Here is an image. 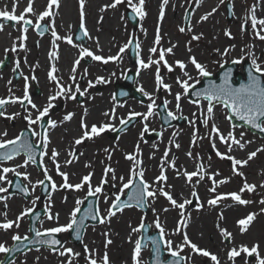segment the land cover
Segmentation results:
<instances>
[{
  "label": "rangeland",
  "instance_id": "obj_1",
  "mask_svg": "<svg viewBox=\"0 0 264 264\" xmlns=\"http://www.w3.org/2000/svg\"><path fill=\"white\" fill-rule=\"evenodd\" d=\"M17 1L19 2V0H13L11 3L17 4ZM76 1L77 0H72L75 14H77L79 10L78 6L75 5ZM152 1L154 0H145L143 10L146 14L143 18L134 12L138 17L137 27L134 29L126 18V10L132 11L127 0H123V2L118 4L115 8L110 7L109 14L115 18L114 20H118L119 23L118 21L116 23L120 25L117 34L118 40L115 46L118 48L117 44H119L120 41L124 42V44L119 47V50L124 48V51L120 55L121 58L111 64L102 65L100 61L93 60L89 56L81 57V48L91 51L93 55L94 51L97 49L92 46L87 47V39L77 42L79 45L76 44L74 40L75 33L81 24V21L76 19L77 29L76 32L71 35V40L76 45H73L74 47H79V49L77 48L74 51L75 55H73L76 61L79 60V63H75L72 66V69L75 67V71H69L68 76L66 79L60 81L59 86L55 81L50 80L49 76H44L43 79L45 81L42 82L38 77L39 72L22 70L19 60L24 62L26 57H13V55H10V49L7 50V53L1 54L0 75H5L0 77V85L10 82L8 87L4 86L3 94H0V99L8 101L5 106L2 107L1 111L4 115L8 113L7 111L12 112L11 118L4 121H6V126L8 128L14 126L16 129V136L21 134L24 129H29L32 132L37 129V133H39L40 120L35 124H29L25 117L30 116L35 120L36 116L39 114L38 110L42 111L45 107H48V113L45 116L49 121L55 122V127L49 124V131L54 129L57 133H60L63 128L61 124L69 122V119L65 120V116L69 114L78 117L76 118L77 120L74 121V125L76 127L75 133L81 136V143L74 144L72 141H69L68 137L64 138L69 141L70 150L80 153L85 149L88 143L90 144L89 147L92 146V142L98 146L103 145L100 143L101 139L96 140L99 134H91L93 125H96L97 128L103 125L105 126V130H107L110 125L114 128L120 120L135 117L133 118L135 119L134 123L130 128L126 129L127 132L121 134L117 140L112 141L113 139L110 140L107 137L108 140L106 139L107 142L104 149L105 153L102 154V151L94 146V150H92L94 155L92 160H86L80 168H72L73 171H81L82 175L80 177L76 175H74V178L73 175L70 177L71 172L68 170L62 171L60 169L62 167H60L59 170L57 169L53 161L55 157H52L54 148L50 149L49 144L46 149L41 146V152H45L46 155L41 156L39 168L31 161L27 164L24 163L27 160V155L22 149L13 159L0 161L1 164H9L11 161L13 162L16 158H19L22 160V163L19 165L22 166H15L16 172L28 174V179H25L24 175L19 176L21 185L23 188L27 189V197L16 193L10 194L12 177L17 176L15 172L5 175L6 180L4 181L6 184H4V181L0 184V187L7 189L6 192L0 193V197H2L0 203L4 202V196L9 200L12 199L15 201L11 208H0V214L3 218L2 221H16V218L20 216L22 212L26 209H31V212L20 219L18 228L13 226L7 231L0 229V243L5 244L7 247L11 248L13 245V235H20L21 237L27 236L30 238L28 220L31 213L36 214L37 212H43L35 229L42 233L51 227L66 225L65 223H57V220H50L48 216L53 215V210L57 209L58 206L61 207L65 204L68 197L72 198L70 202L71 212L77 207L80 208L88 195L89 185H91L93 190L98 186L101 187V192L96 193L95 196L98 198L97 206L100 219H105L104 223L99 222L96 226H86L84 235L81 237L80 245L75 246V244L70 241L69 231L60 232L55 235H57L60 242H62V246L56 249V251H51L46 248L30 249L15 256L13 260L11 259V261L8 262L9 264H89L87 259L89 256L95 259L97 264H103V257L105 254L108 256L109 264H114L112 258H110V253L114 251L115 246L111 243L105 247L106 239H110L111 241L114 240L112 242L121 244V238L126 235L128 237V243L124 246L126 250L125 258H127V262L125 263L133 264V260L128 254L129 242L132 243V248L134 250L136 241L140 240L141 224L148 225L150 233L156 232L160 235V230L156 227L157 220L164 229L163 245H165V241H172L173 250L178 251V257L184 259L183 264H202L205 259H207V257L203 256L193 262L192 249L184 245L185 234L188 236L189 240H194L189 230L186 228V225H191V222L193 224L199 223L198 225L201 226L203 232L210 236V238L212 237L209 240L210 242H212L213 238H215V240L217 239L216 245L219 246L218 249L215 248L214 252L208 250L214 253L213 255L215 256L217 252L220 251L219 249L221 247H223L225 252H229L232 248H240L246 243L244 237L246 234H249V232H253L255 237L259 236L260 242L264 241V211H262V209H264V204H261V201L264 200V186H261L264 185V180L261 184H259V179L262 178H257V180H254L252 183L248 182L249 179L251 181V178H249L246 173L238 169V172L243 173V175L234 174L232 165L228 163L229 159H222L216 154L217 151H219L227 157L230 153H232L233 156V151H256L257 149H262L248 162L252 164L251 166H253L254 169L262 167L261 177H263L264 138H260L258 134L250 133V130L244 126L237 127L230 125L228 111L226 107L221 104L212 106L213 112L209 115L207 112L209 107V105H207L208 102L202 100L196 104L192 103L187 94L184 93L183 88L177 83L178 78L181 81H188L190 88L201 83L203 76H201L194 65L191 64L190 57H195L196 60L205 67L210 76H215L220 67L225 65L229 66L232 63L239 65L234 71V76L235 74L243 76V67L245 65H250V67L255 70V66L252 64L253 58H255L257 64L264 69V40H261L256 35V33L260 31L261 26L258 24L254 29L251 22V15L254 14L257 17L259 11V7L257 6L262 5L264 8V0H224V3L218 0V3L219 1L220 3L217 5V8H215V21L213 20V22L211 21L206 25L198 24L193 28L190 26V31L188 27V29L185 28L184 32L180 30L177 31L172 27H166L165 24H161V21H159L155 34L152 35L150 33V48L147 51H143L145 39L147 38L145 33L151 28V23H149L147 19V14L153 6ZM159 1L160 5H164V11L168 8L170 3L173 5L171 9L173 14H170L173 16L169 22H175L177 25L180 24L179 27L181 28L183 27V20L187 10L185 9L186 6L193 2L196 4L198 0H167L166 4H164V0ZM226 1H231L233 12V19L231 22L225 19L227 17V12L224 9ZM177 3L184 5V14L181 22L178 20L177 14L176 19H173L175 13L178 11ZM194 4L192 6H194ZM157 8L159 11L161 10V7ZM52 9H50V11H52ZM24 15L26 19L32 20L33 23L31 27L29 29L27 28L25 32L24 28L26 27L22 22H16L13 27L8 25L7 28H9V31L13 32L11 29H14L11 36L13 37L19 34L21 41V37L30 35V37H33L35 40L37 39L40 42L43 41L46 47L45 49H50L51 52L56 51V46L53 47L51 43L57 45V40L52 36L49 24L47 22L45 23V20L41 21V24L47 25L48 34L42 36L38 35L34 28L36 26L37 17L30 18L29 13H24ZM257 19L260 20L259 18ZM162 25L166 28H162ZM2 26L5 25L2 24ZM226 31L230 33L229 36L225 35ZM261 34H264V32ZM157 35L160 37L159 43H156ZM173 36H175V40L172 42V52L169 53L164 51V60H160V52L166 50L164 49L165 44L169 43L171 41L169 38ZM193 36H199L200 38L193 39ZM85 38H87V36H85ZM131 40H135L137 45V59L135 65L130 63V55L128 54ZM152 48H156L157 51H150ZM18 52L20 53V51ZM6 58H8V63L12 64V66L9 67V65H7L3 68L2 66ZM26 61H29V57H27ZM165 61L167 62V66H165ZM177 61H182L185 64V69L183 71L176 63ZM17 63L19 67H16ZM27 63H23L25 67ZM142 64H148L149 66L143 67ZM169 67H171V71H169ZM185 71L188 73V76L184 75ZM97 72L102 73V75H107L106 79H98L96 76ZM128 72L135 73L136 80L133 87L140 93V96L144 98V102L131 98L116 103L113 99L115 84H119L122 88H126L123 84V79ZM257 73L258 75L260 74V76L262 75L264 80V72ZM157 74H159L161 78L162 83L160 85H158L156 81ZM33 75H35V82H33L31 78ZM140 76L144 77L142 84L137 83ZM189 77H191V79H189ZM242 79L245 81L244 77ZM233 83H236V79H233ZM26 84L28 97L31 102L37 106L36 108H32L28 101H23L25 102L24 106H22L23 103L20 102V99L24 96ZM90 84L91 87L89 86ZM164 85H168L169 87L165 88ZM147 87L149 90H146ZM77 88L80 89V92H83V95L76 91ZM101 88L104 90L102 91ZM61 89H71V94H74L75 98H68V93L57 95V92ZM141 89H143V91H141ZM144 92H147L149 96H145ZM106 93L111 95V99L108 106L105 104L104 111H102L100 110L101 105L98 103H100V95ZM177 93L181 94L179 109L176 107ZM52 96H56V99L50 101L49 98ZM78 96L82 98L81 103H78ZM14 100L15 102H13ZM153 101H155L153 104V114L148 116L147 120H145L143 114L147 113L148 105L152 104ZM165 101L168 103L165 104ZM160 104L165 105L164 107H166L167 113H173L176 121L178 118L186 119L185 123L181 125L175 123L162 128L157 112V108ZM49 105L51 106L49 107ZM106 106L107 109H105ZM87 110H94L93 114L95 116L93 119L94 122H90L89 124L90 129H87L89 126L85 128L81 124L82 115L85 114V112L88 113ZM106 113L107 115H105ZM133 113H140L141 115L134 116L132 115ZM3 116H0V120H3ZM217 116H219L218 119H216ZM10 121H12L11 125L9 123ZM212 125H215L219 129V134L212 131ZM145 126H147L148 129L146 132L144 131ZM105 130L104 132H106ZM142 132L144 133L143 135H141ZM229 132H231L232 136L237 140H240L244 145L243 148L239 147V145L232 144L230 139H226L225 142L221 141L220 136L223 135L227 138ZM85 133H89L91 138L85 136ZM151 133H154V135H151L152 137L150 138L149 136ZM241 133H243L242 137ZM39 141L40 137L34 136L33 143L39 145ZM229 144H232L231 149L228 147ZM176 145H179V147ZM137 146L139 152H137ZM166 152L167 155H165ZM189 152H191V156L188 155ZM57 153L59 154V152ZM129 155L134 156L135 159H127ZM61 156L72 163L68 162L70 163L68 166H75L74 161L76 158L74 154H69V157L65 154ZM136 161H139V163L137 164ZM173 164L175 167L172 166ZM106 168H111L113 171L106 173ZM162 170L167 178L164 181L171 188L179 186L181 188L180 191L184 194L180 200L175 199L177 203H184L185 200L191 202L185 204L183 209L174 207L171 203L167 204V198L159 194L158 189L161 187H158L160 181L157 180V177L160 176ZM45 171L47 175L51 177V180H49L50 185L52 186L54 183L56 188L53 189L51 187L50 193L45 198H41L42 184L37 182L46 179ZM61 172L67 174V182L69 184L72 185L74 181L76 184H82L83 186L79 190L62 187L61 185H63L65 181L64 177L59 174ZM140 172H143V180L148 183L150 187L153 186L151 189L157 190L156 197L144 198V206L146 207L145 212L138 209V207L130 206L123 207L119 211H114L115 215L108 217V210L113 204V201H115V197L119 195L120 198H123L126 194L127 188L121 191L123 184L127 183L129 178H131L132 182L135 177L141 180L139 175ZM185 172H198L199 175L194 176L191 181H188L187 177L184 175ZM113 175H115L116 179L112 178ZM84 176L90 177L87 183H83ZM201 176H203V179L200 178ZM121 177L124 179L121 180ZM102 181H104V183H101ZM219 181L226 182L219 183ZM245 181L256 186L253 192H240ZM170 187L165 186L164 190L169 192L168 189ZM213 187H215L214 192L211 191ZM193 191H195L196 196L192 195ZM233 192L238 193L242 199L250 201V203L239 204L232 200L227 194ZM217 196H222L223 198L216 205H210L208 201ZM78 200L82 201L79 205L76 203ZM233 205L235 209L242 213L243 219L247 217L249 213H255L256 215L253 221L255 223L250 224L244 232H241V226L239 224H234L235 226L232 224L235 228H233V230L231 229L229 232L231 236L226 238L221 233V229L227 231L229 228V224L223 222L224 209L227 210L228 207H232ZM8 214L10 215L7 217L6 215ZM168 217L170 221H167ZM70 218L71 215L69 220ZM181 221H183V224H181ZM99 227H102L103 230L97 233L96 231ZM133 229L138 230L133 231ZM105 233L108 234L107 237L104 235ZM208 236L207 238H209ZM181 246L182 250H180ZM65 248H71L74 253H80V255L69 256L67 253H65L64 256L59 255V252ZM85 248L89 249L90 252H86ZM164 249L169 253L166 245ZM6 254L7 253H0V262ZM226 255L227 259H229L228 254ZM148 258L149 246H147L146 250H141L139 257L140 264H148ZM231 261V263L235 264H257L255 255L247 256L244 253ZM115 262L118 263V261ZM121 264L124 263L121 262Z\"/></svg>",
  "mask_w": 264,
  "mask_h": 264
},
{
  "label": "bare ground",
  "instance_id": "obj_2",
  "mask_svg": "<svg viewBox=\"0 0 264 264\" xmlns=\"http://www.w3.org/2000/svg\"><path fill=\"white\" fill-rule=\"evenodd\" d=\"M13 0H0V12H8L9 14H15L16 16H20L21 14L26 13L25 9L28 7L29 4V0H19V2L17 1V4H12ZM113 2V0H111ZM110 0H86V4H85V19H84V24L85 25V29L88 32L87 35V43L86 45H88L87 47H95L97 50L94 51V55H99L101 56L103 59L100 60V62L102 63V65L104 64H108V63H114L116 60H118L119 58H121V54L122 52L119 50L120 45L124 44L123 41H120L118 45V48L115 46V43L118 40V30L120 28V25L118 24L119 21L118 20H114L115 18L109 14L110 13V7H106V5L111 4ZM134 2L138 3V0H134ZM8 3V4H5ZM49 3V0H33V12L29 13V17L33 18V17H38L40 13H42L43 11L47 10V5ZM78 6V13L75 14L73 7H74V3L72 2V0H59V7H55L53 6L52 9V15L49 17L45 18V23L47 22L49 24V26L51 27V31L53 30V28L55 29V31L57 32V35L61 37V39L57 40V45L52 44L51 45L53 47L56 46V51L51 52L50 49H45V44L43 41H39V40H35L33 37H30V35H24V39L19 38V34L15 35V36H11L14 32L9 31V28H7V26H0V59H1V54L3 53H7L6 49L9 50L10 49V55L13 57H17L19 56V58H23L26 57L24 60V62H29L26 64H23L24 62H22L21 60H19V64L22 67V70H31L32 72H39V80L40 81H45L43 78L44 76L48 77V73L50 71H53V68L55 69V71L53 72V75L57 78L56 80H52L55 81L58 85H60V81L66 79V77L68 76V72L72 70V66L75 64V58L73 57L74 51L79 47H74L73 45H75L73 42L71 44H69L67 42L66 38H71V35L73 33L76 32L77 26H76V19H80V4H79V0H77L75 2ZM13 5H15V11L13 13ZM152 8L149 11V13L147 14V19L149 21V23H151V28L149 30H147L146 34V39H145V43L143 46V51H147L150 47H149V43H150V33L152 35L155 34V32L157 31V25L159 23V21H161V24H165L166 27H172L175 30H179L180 24H176L175 22H169V20L172 18L173 15H170L171 13L173 14V12L171 11L172 9V4L170 3V5L168 6V8H166V10L164 11V15L163 18H161V16L159 15L160 11L157 7H161L160 5V1L159 0H154L152 1ZM178 5V11L175 13V17L173 19H176V14L178 15V20H182L183 14H184V5L183 4H176ZM218 5V0H199L197 4H195L193 6V12H192V20H191V26L192 28L197 26L198 24H209V22H213V20L215 19V12H212V9L217 8ZM191 7V6H186V8ZM259 7V11L257 14V18L259 19H264V8L262 7V5L257 6ZM46 8V9H45ZM185 8V9H186ZM101 9H104L103 11H101ZM212 12V15L208 16V18L206 20H201V17L204 16L205 14ZM118 21V23H116ZM215 21V20H214ZM74 22V24H73ZM163 27L162 28H166ZM177 27V28H176ZM29 29V27H28ZM82 38V37H81ZM83 39V38H82ZM169 39H171V41L169 43L165 44L164 49L167 48H171L174 40H175V36L170 37ZM18 42V43H17ZM16 43V44H15ZM16 45V50L17 51H12V47L13 45ZM23 44V47H20V45ZM79 45V43H77ZM76 46V45H75ZM24 48V49H23ZM20 51V53L18 52ZM25 54H23V53ZM4 57V56H3ZM27 57H29V61H26ZM109 57H116L115 60L112 59H108ZM18 58V57H17ZM105 60H107V62H105ZM29 64V65H28ZM9 67L12 66V64H9ZM14 65V64H13ZM29 68V69H28ZM5 74L0 75V77L4 76ZM35 77V75H33ZM90 76V75H89ZM97 78L100 79H106L107 75H102V73L97 72L96 73ZM32 78V77H31ZM33 82L34 79H32ZM38 80V81H39ZM227 80V79H225ZM224 80V82H225ZM144 81V77L140 76L137 80V83L142 84ZM146 81V79H145ZM228 81V80H227ZM248 81L249 79L246 77V80L242 82H247V84H244V86L248 85ZM135 83V81H134ZM9 83H2L0 85V94H3V88L4 86L8 87ZM239 85L236 84V86H234V89H239ZM102 91L104 90L103 88H101ZM146 90H149V88L147 87ZM100 103H98L100 106V110L104 111V107L105 104L110 103V99H111V95L106 93L104 95H100ZM92 103V102H91ZM107 106L105 109H107ZM92 107V106H90ZM87 112H85V114L82 115V123L83 126L85 128H87L91 123H93V119L95 118L93 112L94 110H87ZM8 113H6L3 116V120H0V141H6V140H12L15 139L16 136V129L13 127H7L6 126V121L4 120H9L10 117L12 116V112L11 111H7ZM76 118H78L76 115H71V118L69 119L68 123H63L61 124V127H63L60 131V133H57L56 130L51 129L49 131V129L46 130V132L44 133L49 141V147L54 148V150L56 152H59L58 156L55 157L53 159L54 163L57 165H59L62 171H70V177L74 178V175H76L77 177L81 176V171H73L72 168H80V166L85 163L86 160H92L93 158V153L92 150H94V146L99 150L102 151V154L105 153L104 149L106 147V139L107 136H109L110 134H112L113 128L110 125V127L106 130V132H101L99 133L98 137L96 138V140H100V143H102L103 145H95L94 142H92V146L89 147V143L86 144L85 149L78 153L76 151H72L70 150V144L69 141L73 142L74 144L75 141L77 139H81L80 135H77V133H75L76 127H75V120H77ZM219 116H217L216 119H218ZM89 120V121H88ZM10 125L12 124V121L9 122ZM81 123V124H82ZM119 123V121H118ZM214 123L216 125V121L214 119ZM90 129V126L89 128ZM49 131V132H48ZM32 132V131H31ZM35 132H37V129L35 130ZM3 133H6V135H3ZM30 134V133H29ZM64 137H68V140H65ZM108 140V139H107ZM22 141H26L28 143V141L26 140V138H24V140ZM54 145V146H53ZM79 151V150H77ZM100 151V152H101ZM96 152V150H95ZM99 152V151H97ZM250 152H254L253 150H241V151H233V156L232 153H230V155L232 157H234L235 159H240V160H247L246 158L248 157V154ZM67 155L69 157V154L75 155V166H68L69 160L68 159H64V157H62L61 155ZM61 156V157H60ZM22 163V160L19 158H16L13 162L11 161V163L9 164H1L0 163V173H2V169L4 167H8V168H15V166L19 165ZM228 163L230 165H232V161L228 160ZM72 164V163H71ZM251 163H247V165L245 166H237V170L239 169L241 172H244L247 174V176L249 178H251L248 180V182H253L254 180H257V178H262L259 179V184H261L264 180V176L261 177V170L262 167L258 168V169H254L253 166H251ZM10 173L13 172H9L6 173L4 175H9ZM0 184H2V181H0ZM4 184L5 181H4ZM72 185H76V182L73 181ZM4 186V185H3ZM152 186V185H151ZM170 187L165 181H160L158 187ZM153 187V186H152ZM151 187V188H152ZM169 193L173 196L174 199H179L182 198V195H184L182 193L181 188L179 186H175L174 188L170 187L169 189ZM3 203H0V208H6L9 207L11 208V206L14 205V200H9L6 196L3 197ZM72 201L71 197H68V199L66 200L65 204H63L61 207H57V209L53 210V219L54 221L57 220V223H65L67 224L69 221V217H70V202ZM167 204H170L171 202L167 199L166 200ZM225 210L224 216H223V222H226L229 224V228L227 229V232H230L231 229L233 230V228H235L234 224H238V221L242 218V213L235 209V206L233 205L232 207H228L227 210ZM10 214L6 215L7 217ZM246 218V217H244ZM2 215L0 214V223L3 222L2 221ZM167 221H170V218H167ZM255 222H252L251 224H254ZM90 224V223H89ZM199 224V223H198ZM196 223H192L191 225H186V228L189 230V233L192 235V237L194 238L193 241H191L192 243L196 244L198 246V248L203 249V250H209V251H213L215 250V248L218 249V245H216V240L215 238L212 239V242H210L209 240L212 238H210V236H208L206 233L203 232V230L201 229V226L198 225ZM232 224L234 226H232ZM231 225V226H230ZM90 226H92V224H90ZM86 228V227H85ZM85 228L83 229V233L82 235H84L85 232ZM103 228L99 227L98 230L96 231L98 232H102ZM252 231V230H251ZM251 233V234H250ZM121 235H125V234H121ZM207 236L209 238H207ZM258 237V238H257ZM255 237V234H253V232H249V234H246L244 237V240L246 241L245 244H243L242 246H248L249 248H251L252 245L256 244L259 246V253L261 256H264V241H259V236ZM122 243H118V242H112V244L115 246L114 251H112L110 253L112 258V261L114 264H121L125 262H127V258H125V252L126 250L124 249L125 244L128 243V237L127 235L125 237H122ZM208 239V240H207ZM114 241V240H112ZM130 246H129V257L132 259V254H133V248H132V243L129 242ZM212 246V247H210ZM38 249L40 247H37ZM239 249V248H237ZM220 251L217 252L216 257L219 260V264H235V263H231L232 261L227 259V255L228 251L225 252L223 247H221L219 249ZM225 252V253H224ZM211 254H214L212 252H210ZM203 257V255H201L200 253L196 252L194 253L192 251V259L193 262L196 261L198 258ZM115 261H118V263H116ZM184 263V260H182V264ZM181 264V262H180ZM202 264H215L214 261H212L211 256L207 257V259H205L204 263ZM247 264V263H246Z\"/></svg>",
  "mask_w": 264,
  "mask_h": 264
},
{
  "label": "snow or ice",
  "instance_id": "obj_3",
  "mask_svg": "<svg viewBox=\"0 0 264 264\" xmlns=\"http://www.w3.org/2000/svg\"><path fill=\"white\" fill-rule=\"evenodd\" d=\"M122 2H123V0H113V2L111 4H109V5H106V7L115 8L118 4H120ZM144 2H145V0H138V3L134 2V0H127V3L129 5V7L132 8V11L135 12L141 18H143L144 15L146 14L144 12V10H143ZM166 3H167V0H164V4H166ZM221 3H224V0H221ZM32 4H33V0H29L28 7L25 9L26 13L33 12ZM79 4H80V19H81L80 28L82 30H84V35L87 36L88 32L86 31L85 24H84L86 0H79ZM53 6L58 8L59 7V0H49V3L47 5V9L48 10L43 11L37 17V20H36V28L37 29H39L41 27V23H40L41 21L45 20L46 17H49V16H51L53 14L50 11V9H52ZM103 10L104 9H101V11H103ZM14 11H15V5H13V13H14ZM215 11H216L215 8L212 9V12H215ZM252 11H254V10H252ZM212 12H209V13L205 14L204 16H202L201 20L202 21L206 20L208 18V16L212 15ZM163 15H164V5L161 4V10H160L161 18H163ZM0 17H2L4 20H7V21H13V22H17V23L22 22L24 25H29V24L33 23L32 20L26 19L24 14H21L20 16H16L15 14H9L8 12L4 11V12H0ZM251 22H252V26H253L254 29L257 27L258 24L261 26L260 31H258L256 33V35L261 40H264V34H261L262 32H264V19L258 20L257 17L253 14V15H251ZM179 30L181 32H184L185 28L181 27ZM188 30L190 31L191 29L189 28ZM24 31L26 32L27 28H24ZM225 35L229 36L230 33L226 31ZM52 36L55 38V40L61 39V37L57 35V32L55 31L54 28L52 30ZM24 38L25 37H21V39H24ZM199 38H200L199 36H193V39H199ZM66 39H67V42L69 44L72 43L71 38H66ZM159 39H160V37H159V35H157L156 43H159ZM20 47H23V44H21ZM15 50H16V45L14 44L13 48H12V51H15ZM6 51H7V49H6ZM120 51L123 52L124 48H121ZM150 51L156 52L157 50H156V48H152ZM164 51H167V52L171 53L172 52V48H168L166 50L161 51L160 52V60H164ZM80 55H81V57L89 56L93 60H97V61H100V60L103 59L99 55H93V53L91 51H89V50H87L85 48H81ZM108 59L115 60L116 57H109ZM189 59H190L191 64L194 65L195 69L199 72V74L201 76H208L209 75V73L206 71L205 67L202 64H200L196 60L195 57H190ZM105 62H107V60H105ZM138 62H140V61H138ZM75 63L78 64L79 60L75 61ZM140 63H142V62H140ZM176 63L179 65V67H180V69L182 71L185 69V64L182 61H177ZM252 64L255 66V70L257 72H264V69H262L261 66L259 64H257L255 58L252 59ZM142 66L143 67H148L149 65L148 64H142ZM165 66H167V62L166 61H165ZM16 67H19L18 63L16 65ZM72 70L75 71V67H73ZM171 70H172L171 67H169V71H171ZM54 71H55V69L53 68V71H50L48 73V76H49L50 80H56L57 79L53 75ZM184 75L188 76V73L185 71ZM32 79H35V77L33 76ZM189 79H191V77H189ZM156 81H157L158 85H160L162 83L159 74H157V76H156ZM177 83L183 88L184 93L187 94L188 91H189V88H190V85H189L188 81H181L178 78ZM89 86L91 87V84ZM164 87L168 88L169 86L168 85H164ZM76 91L80 92V89L77 88ZM141 91H143V89H141ZM64 93H68L69 94L68 98H70V99H74L75 98L74 94H71V89H67V90L61 89L60 91L57 92V95H61V94H64ZM80 94L83 95V92H80ZM144 95L145 96H149V94L147 92H144ZM205 98L209 101L210 105H211V103H212V101L214 99L215 100H222L225 103L226 107L231 108L232 111H233V114L238 116L239 119L243 120L246 124L251 125L253 128H258L260 131H264V120L260 119L261 117H264V86H261L259 81L257 80V78L255 76H253L251 73L249 74V83H248V85L241 86L239 89H233V88H231L228 85V81L225 80L224 84L221 85L218 89H215L210 94L206 93L205 94ZM15 99H20V98H15ZM49 99H50V101L54 100V99H56V96H52ZM180 99H181V94L177 93L176 94V102H177L176 103V107H177V109L180 108V103H179ZM23 101H28V103L31 104L32 108H36L37 107L34 103L31 102V100L28 97L27 84L25 85L24 96H23L22 99H20L21 103H23ZM229 101H230V103H229ZM7 102L8 101H6L4 99H0V106H3ZM13 102H15V100ZM154 103H155V101H153L152 104H149L147 113L143 114V117H144L145 120H147L148 116L153 114V104ZM167 103L168 102L165 101V104H167ZM50 106L51 105H49V107ZM38 112H39V114L36 116L35 120H33L30 116L25 117V119L28 120L29 124H35L41 119V117L45 116L48 113V107H45L42 111L38 110ZM207 112H208L209 115H211L212 112H213V108L211 106H209L208 109H207ZM3 115H4V113L2 111H0V116H3ZM105 115H107V113ZM132 115L138 116V115H141V114L140 113H133ZM168 116L172 117V118H175V116L173 115L172 112H168ZM70 118H71V114L65 116V120H68ZM121 123L123 124V123H125V121L121 120ZM49 124L52 127H55V122L54 121H49ZM82 126H83V123H82ZM104 130H105V126H103V125L100 126L99 128H97L96 125H93L92 129H91V134L98 135L100 132H103ZM144 131L145 132L148 131L147 126H145ZM212 131L219 134V129L215 125H212ZM143 134L144 133L142 132L141 135H143ZM3 135H6V133H3ZM32 135L33 136H39L42 146L45 149L47 148V145H48L49 141H48L47 136L44 133H37V132L33 131ZM85 136H89V138H91V135L89 133H85ZM242 136H243V133H241V137ZM220 139H221L222 142H225L226 139H230L232 141V144L239 145V147H241V148L244 147V145L240 142V140H237L235 137L232 136L231 132L228 133L227 138L224 137L223 135H221ZM75 143L76 144H80L81 143V139H77L75 141ZM232 144L228 145L229 149H231ZM8 145H15L16 147H13V149L10 152H6V153H3L2 155H0V159H2V160H11V159L14 158L15 155H17L20 152L21 149L25 150L28 153V159L24 162L25 164H27L30 160L33 159V155H32L33 146L31 144L27 143V142L22 141V135H18V136L15 137V139H12V140L0 141V148H6ZM176 146L179 147V145H176ZM261 150L262 149H257L254 152H250L248 154L247 160L235 159L234 157H232L230 155L225 157L219 151H217L216 154H217V156L221 157L222 159L223 158H227V159L231 160L232 161L233 173L236 174V175H241L242 176L243 173L238 172L237 166H241L242 167V166L247 165L248 161L252 160L257 155V152H259ZM137 152H139L138 146H137ZM40 155L44 156V155H46V153L45 152H41ZM57 155H58V153L55 150H53L52 151V157L54 158ZM165 155H167V152L165 153ZM188 155L191 156L192 155L191 152H189ZM127 159L134 160L135 157L132 156V155H129L127 157ZM136 162H137V164L139 163V161H136ZM21 166L22 165H17V167H21ZM172 166L175 167L174 164ZM57 169L59 170V165H57ZM112 171L113 170L111 168H106L105 169L106 173L107 172H112ZM9 172H15V174L17 176L24 175V178L28 179V174L27 173L22 174V173L16 172L15 168L4 167L2 169V173H4V174L9 173ZM4 174H0V181L6 180V176ZM59 174L64 177V181H65V183L63 185H61L62 187L75 188V189L79 190L83 186L82 184L71 185V184H69L67 182L68 181V176H67L66 173H62L61 172ZM139 175L141 177L140 184L142 185V199L145 198V197H147V198H155L156 195H157V190H152L150 185L143 180V172H140ZM184 175L187 177L188 181H191L192 178L194 176L199 175V173L198 172H191V173L185 172ZM45 178L48 179V180H51V177H49L47 175L46 171H45ZM112 178L116 179L115 175H113ZM200 178L203 179V176H201ZM89 179H90L89 176H84L83 177V183H87L89 181ZM120 179L123 180L124 178L121 177ZM166 179L167 178L164 175V172L162 170L160 176L157 177V180L158 181H164ZM225 182L226 181H219V183H225ZM37 183L42 184L43 181H38ZM101 183H104V181H102ZM131 184H132V180H131V178H129L128 182L123 184V188L121 189V191H123V189L128 188ZM261 186H264V185H261ZM255 187H256L255 185L249 184V183H247L245 181L243 187L240 189V192H244V191L253 192L255 190ZM52 188L53 189L56 188V185L54 183L52 184ZM6 191H7L6 188L0 187V193L6 192ZM23 191L27 192V189H23ZM211 191L214 192L215 191V187H213L211 189ZM100 192H101V187L98 186V187L95 188V190H93L91 185H89L88 195H95L96 193H100ZM158 192H159L160 195L166 197L171 202V204L174 207H179L180 209H183L185 207V204L191 203L190 201L185 200L184 203H179L178 204L177 201L173 198V196L169 192L165 191L163 187L159 188ZM192 195L196 196L195 191H193ZM227 195H229L232 200L238 202L239 204L250 203V201L242 199L241 196L238 193L233 192V193H229ZM222 198H223L222 196H217L216 198L209 200L208 203L210 205H216ZM0 199H2V197H0ZM129 199L131 200L132 197H129ZM142 199H138L137 203L138 204L141 203ZM119 200H120V196L117 195L115 197V201H113L112 207L109 208V210H108V217H111V216L115 215V212L113 211V208H115L117 210H120V205L116 203V201H119ZM76 203H77V205H79L80 203H82V201L78 200ZM261 204H264V200L261 201ZM125 206L126 207H130L131 205H125ZM79 210L80 209L77 207L71 212V214H70L71 218H70L69 222L66 225H60V226H56V227H51L49 229H46L43 233L40 232V231H36L35 235L37 237H40L42 235L51 236L52 234H57V233H60V232H67V231L73 229V226L76 224V215H77V212H79ZM262 211H264V209H262ZM29 212H31V209H26L24 212H22L20 214V216H18L16 218V221H5L3 223H0V229H3L5 231H7L8 229H11L13 226L18 228L20 219L24 215L28 214ZM255 215H256L255 213H249L246 218L240 219L238 221V224L241 226V232H244V231L247 230V227L250 226V224L254 221ZM98 216H99V213L97 212V215H94L92 217V219H97ZM48 219H50V220L53 219V216L49 215ZM99 222L100 223H104L105 219L101 218ZM181 224H183V221H181ZM140 227L142 228L143 224H141ZM156 227L160 230V238H161V240H163L164 239V235H163L164 234V229H163V227L161 226V224L159 223L158 220L156 221ZM137 230L138 229H133V231H137ZM221 233L226 238L231 236V234L229 232H227L226 230H224V229H221ZM104 235L107 237L108 234L105 233ZM77 238H79V237H77ZM27 239H28L27 236H25V237H21L20 235H13L12 236V240L14 242L15 241H21V240H27ZM40 243H45V241H40ZM50 243L52 245H56V244H60V241L56 240V239H52L50 241ZM111 243H112V241L110 239H106L105 247H107V245L111 244ZM152 243H153V245H156V241L155 240H153ZM165 245L167 247V250L169 251V253L172 256L176 257V256L179 255L178 251L173 250L172 241H170V240L165 241ZM184 245L189 246L194 253L198 252L201 255L205 256V257L211 256L212 261H214L215 264H219V260H218V258L215 255L211 254L207 250H203V249L198 248V246L196 244L192 243L189 240V238H188V236L186 234L184 235ZM142 247H143V245H142L141 241L137 240L136 243H135V248L133 250V254H132L133 264H140L139 257H140V253H141ZM258 249H259V246L256 245V244L252 245L251 248H249L248 246H241L239 249L232 248L228 252V258H229V260H235L236 257H239L242 253H244L247 256L255 255L257 264H264V256L260 255ZM180 250H182V246H181ZM12 251H13V249L7 247L3 243H0V253H10ZM85 251L86 252H90V250L87 249V248H85ZM156 251L157 252L159 251L158 245H156ZM65 253H67L69 256H79L80 255V253H74L71 248H65V249L61 250L59 252V255L64 256ZM87 259L89 261V264H97V261L95 259H92L91 256L87 257ZM103 264H109V259H108L107 254H105L104 257H103ZM156 264H159V260H157Z\"/></svg>",
  "mask_w": 264,
  "mask_h": 264
},
{
  "label": "water",
  "instance_id": "obj_4",
  "mask_svg": "<svg viewBox=\"0 0 264 264\" xmlns=\"http://www.w3.org/2000/svg\"><path fill=\"white\" fill-rule=\"evenodd\" d=\"M128 18L129 20L132 22V24L135 23V18L133 16H131L130 13H128ZM130 54H131V58L134 61L135 59V45L132 44V48L130 50ZM236 70V66L235 65H229V66H224L221 68V70L219 72H217V77L216 78H212V77H204L203 78V82L200 86L195 87L193 89H191V91L189 92V96L192 97V100L194 102H197L198 100L205 98V94L206 93H211L212 91H214L215 89H218L221 85L224 84V80L227 79L228 80V85L234 89V86H236V84L239 85V87L244 86V84H247V82H242V78L241 76H234V71ZM252 74L253 76H255L257 78V80L259 81L261 86H264V80L263 78L258 75L257 73H255L250 65H245L244 67V74L245 76L249 79V74ZM125 81L124 83L128 86L127 89H122L120 86L116 87V96L115 99L117 101L121 100V99H129L130 97L132 98H136L140 101H144V98L142 96H140L132 87L134 84V79L135 76L132 73H129L127 76H125ZM233 79H236V83H233ZM249 83V81H248ZM199 93V96L196 97V93ZM216 103H222L225 105V103L222 100H213L211 103V107L213 106V104ZM230 103V101H229ZM226 106V105H225ZM228 108V107H227ZM229 110V119L231 120V123L233 125H245L247 128H249L253 133H258L262 136H264V131H260L258 128H253L251 125L246 124L243 120L239 119L238 116L233 114V111L231 108H228ZM158 111L160 113V118L163 122V125L167 126L172 124L174 121L172 120V118H170L169 116H167L165 114L164 111V107L161 105L158 108ZM261 120H264V117L260 118ZM185 120H178V123L181 124L182 122H184ZM259 122V121H258ZM46 125V121L43 120V124H42V131L44 130V127ZM22 140H24V138H26V132L24 134H22ZM27 141H30V138H27ZM26 142V141H25ZM2 150H0L1 152ZM23 152H26L25 150L22 149ZM4 152V150L2 151ZM27 153V152H26ZM39 154V148L35 149V153L34 156ZM47 183L44 182V184L41 186V195L42 197H45L48 193V187H47ZM24 188H22L18 178H14V183L12 185V193L15 192H19L21 194L24 195V197H27V194L25 191H23ZM129 197H132V199L130 200ZM125 202H120L118 203L120 205V207L124 206V205H135L136 207L138 206V208L142 211H146V207L144 206V198L142 199V185L140 184V182L138 180H135L134 185L128 190V192L126 193V197H125ZM138 199H142L141 203H137ZM96 198L94 197H88L86 200V203L84 204V206L82 207V209L78 212L77 214V218H76V224L73 226V229L71 230L70 233V239H72V241L76 244L80 243V238L82 236L83 233V229L85 228V226H87L88 223L94 225L97 223L98 221V217L97 219H92V217L94 215H97L96 213ZM115 209V208H114ZM43 215V212H39L36 214L31 213L30 214V233H31V238L27 239V240H23V241H15L14 246L11 248L13 249L12 252L7 253V255L4 258V261L2 262V264H9L8 262L11 261V259L13 260V258L23 252H26L27 250H29L30 248H37L40 246H45L48 247L52 250L58 249L60 247L61 244H56V245H52L50 243V241L52 239H56L58 240L55 236H47V237H37L35 235L36 232V228L35 225L38 222L39 218ZM149 233V228L144 225V227L142 228V239H141V243L143 245L142 249L145 248L146 244L149 243L151 245V257L149 260V264H156L157 260H159V264H180V260L174 257H168V261L166 263H163L161 261V257L164 254V252L162 251L163 245L161 243L160 237L156 234H152L151 236L148 235ZM79 237V238H77ZM44 239L45 243H40V241ZM155 240L156 241V245H158L159 247V251H156V245H153L152 241Z\"/></svg>",
  "mask_w": 264,
  "mask_h": 264
},
{
  "label": "flooded vegetation",
  "instance_id": "obj_5",
  "mask_svg": "<svg viewBox=\"0 0 264 264\" xmlns=\"http://www.w3.org/2000/svg\"><path fill=\"white\" fill-rule=\"evenodd\" d=\"M188 24H189V22L185 25V26H188ZM110 140H112L113 139V137H112V134H110L109 136H107ZM118 139V138H117ZM117 139H115V140H117ZM112 141H114V140H112Z\"/></svg>",
  "mask_w": 264,
  "mask_h": 264
}]
</instances>
